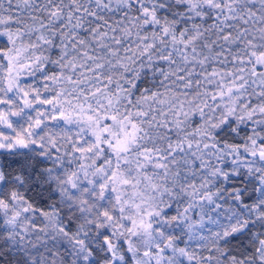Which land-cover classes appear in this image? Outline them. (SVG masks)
<instances>
[{
    "label": "snow or ice",
    "instance_id": "1",
    "mask_svg": "<svg viewBox=\"0 0 264 264\" xmlns=\"http://www.w3.org/2000/svg\"><path fill=\"white\" fill-rule=\"evenodd\" d=\"M0 264H264V0H0Z\"/></svg>",
    "mask_w": 264,
    "mask_h": 264
}]
</instances>
